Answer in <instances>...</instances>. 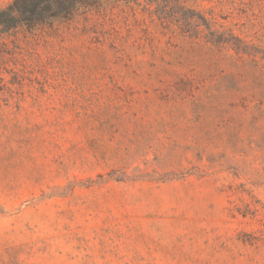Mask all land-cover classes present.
I'll list each match as a JSON object with an SVG mask.
<instances>
[{
  "label": "rangeland",
  "instance_id": "1",
  "mask_svg": "<svg viewBox=\"0 0 264 264\" xmlns=\"http://www.w3.org/2000/svg\"><path fill=\"white\" fill-rule=\"evenodd\" d=\"M188 6L2 36L0 264H264V4Z\"/></svg>",
  "mask_w": 264,
  "mask_h": 264
},
{
  "label": "trees",
  "instance_id": "2",
  "mask_svg": "<svg viewBox=\"0 0 264 264\" xmlns=\"http://www.w3.org/2000/svg\"><path fill=\"white\" fill-rule=\"evenodd\" d=\"M257 1L264 4V0ZM110 2L145 6L162 19L175 16L185 26L192 21L198 24L204 21L188 6L190 0H12L0 9V40L18 30L33 32L52 28L55 23L101 12Z\"/></svg>",
  "mask_w": 264,
  "mask_h": 264
}]
</instances>
